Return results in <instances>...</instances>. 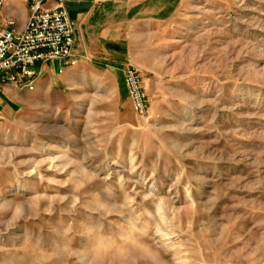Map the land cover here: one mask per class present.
Segmentation results:
<instances>
[{"label": "rangeland", "instance_id": "rangeland-1", "mask_svg": "<svg viewBox=\"0 0 264 264\" xmlns=\"http://www.w3.org/2000/svg\"><path fill=\"white\" fill-rule=\"evenodd\" d=\"M150 1L122 71L0 113V264H264V0Z\"/></svg>", "mask_w": 264, "mask_h": 264}, {"label": "crops", "instance_id": "crops-1", "mask_svg": "<svg viewBox=\"0 0 264 264\" xmlns=\"http://www.w3.org/2000/svg\"><path fill=\"white\" fill-rule=\"evenodd\" d=\"M60 2L67 7L75 27L76 47L74 66L63 61H55L43 68V76L36 89L43 84V78H64L70 74L83 77V70L122 71L127 64L133 41L130 39L131 26L144 15V8L152 6L150 0H52L44 5L54 9ZM31 12L30 5L24 2H11L0 8V24L10 19L16 22V30H25ZM38 67L36 71H38ZM125 73V72H124ZM124 82V80H123ZM124 90L125 83H124ZM36 91V90H35ZM127 91V90H126ZM32 92L19 91L2 82L0 77V113H12L14 108L24 103ZM128 96V92L126 93ZM128 99V98H127Z\"/></svg>", "mask_w": 264, "mask_h": 264}, {"label": "built area", "instance_id": "built-area-1", "mask_svg": "<svg viewBox=\"0 0 264 264\" xmlns=\"http://www.w3.org/2000/svg\"><path fill=\"white\" fill-rule=\"evenodd\" d=\"M52 0H0V8L11 2L30 5V18L19 32L10 19L0 24V77L19 91L34 92L43 68L55 61L74 66L75 27L63 2L54 9L44 5ZM38 67V71L36 68ZM125 84L135 114L144 119L149 114V99L141 72L133 66L125 71Z\"/></svg>", "mask_w": 264, "mask_h": 264}]
</instances>
